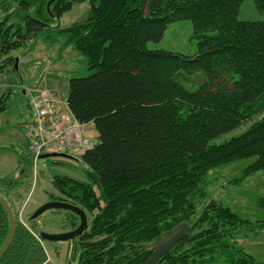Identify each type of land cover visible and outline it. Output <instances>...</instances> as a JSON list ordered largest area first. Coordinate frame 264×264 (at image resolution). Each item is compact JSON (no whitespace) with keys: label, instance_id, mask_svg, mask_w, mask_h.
Instances as JSON below:
<instances>
[{"label":"trees","instance_id":"16d2710c","mask_svg":"<svg viewBox=\"0 0 264 264\" xmlns=\"http://www.w3.org/2000/svg\"><path fill=\"white\" fill-rule=\"evenodd\" d=\"M4 1L0 72L10 63L15 69L12 50L51 26L64 47L86 59L89 73L71 76L66 103L98 134L81 156L90 180L56 175L59 195L50 198L87 212L88 228L69 249L76 264H146L155 255L149 245L195 213L193 195L210 169L253 157L244 176L264 170V20L239 18L244 0H16L26 11L16 23L13 13L2 16L12 7ZM84 1L89 10L82 21L49 23ZM253 1L264 10V0ZM34 6L38 16L30 13ZM185 18L195 33L214 31L199 35L194 53L147 46L162 39L170 22ZM195 71L206 79L188 89L181 78ZM8 93L0 94V113ZM28 156L27 170L0 177V193L17 218L0 264H48L17 215L32 189ZM259 204L264 208V197ZM195 225L156 264H215L225 257V264H264L236 247L234 238L253 224L230 206L210 202ZM8 232L0 203V247Z\"/></svg>","mask_w":264,"mask_h":264},{"label":"rangeland","instance_id":"374dc122","mask_svg":"<svg viewBox=\"0 0 264 264\" xmlns=\"http://www.w3.org/2000/svg\"><path fill=\"white\" fill-rule=\"evenodd\" d=\"M5 1L12 7L3 11L2 16L13 13L10 22H19L26 12L20 8V2ZM88 8V1L77 2L60 19L48 21L57 23L60 27H67L86 18ZM30 13L38 16L35 6ZM239 18L264 20V10H259L253 0H244L240 6ZM46 31L43 35L30 38L21 48L10 52L13 57H19V70H15L13 63H10L3 72H0V94L4 91L10 94L5 110L0 113V177L14 173L18 176L20 168L25 167L27 170L30 166L22 121L30 118L32 112L27 97L23 94L22 83L47 89L58 100L57 106L66 110L64 101L69 92V79L74 75L82 76L89 73L85 57L73 46L64 47L61 37H56L57 30L54 26L48 27ZM213 32L211 30L195 33L191 19H177L168 24L162 39L149 41L147 46L151 49H169L191 54L197 49L199 35L213 34ZM205 79L206 76L201 71H195L181 78L188 89L199 87ZM96 133L97 138L94 137L97 140ZM7 145L17 146L22 151L18 153ZM253 162L254 158L250 157L210 169L193 195L196 204L195 213L189 221L181 223L149 245L150 248L155 249V255L146 264H156L160 255L173 246L180 237L190 230L195 232L197 229L192 228L196 226L195 223L201 213L212 201L230 206L252 222V230L238 234L233 241L237 248L254 256L256 260L264 262V208L259 204L260 198L264 197V170L244 176L246 169ZM31 171L33 173L32 189L17 212L18 219H23L28 227L34 230L38 228L47 232H62L70 228L71 223L68 219L71 218L72 221L77 219L65 209H49L32 222H27V216L50 201L52 194L59 195L53 183L56 175L90 180L87 165L68 158L55 157L38 159L36 164L33 162ZM95 188L99 191L97 186ZM42 246L50 258L48 264H76L72 260L71 253L68 252L67 241H43ZM225 259L226 257L220 262L216 261L215 264H225Z\"/></svg>","mask_w":264,"mask_h":264},{"label":"built area","instance_id":"2783aa9c","mask_svg":"<svg viewBox=\"0 0 264 264\" xmlns=\"http://www.w3.org/2000/svg\"><path fill=\"white\" fill-rule=\"evenodd\" d=\"M31 116L24 125L35 157L46 152H69L82 155L96 144L94 130L80 122L69 109L57 106V100L47 89L27 88Z\"/></svg>","mask_w":264,"mask_h":264},{"label":"water","instance_id":"95a60500","mask_svg":"<svg viewBox=\"0 0 264 264\" xmlns=\"http://www.w3.org/2000/svg\"><path fill=\"white\" fill-rule=\"evenodd\" d=\"M15 69H19V57H16L15 61ZM9 147L15 148L12 145H9ZM55 157H61V158H68L71 160H75L77 162H81L85 164L83 159L81 157H78L76 155L65 153V152H47L43 153L39 156V159H46V158H55ZM0 203L2 204L3 208L5 209L8 219H9V232L7 234V237L3 244L0 247V258L6 253V251L9 249L10 245L12 244L15 233H16V227H17V220L14 213L13 208L11 207L8 200L0 194ZM65 209L74 212L78 215L80 219V223L76 228H73L68 231H62V232H47V231H41L40 235L43 239H46L48 241H70L73 242L77 237H79L81 234H83L86 229L88 228L89 219L87 212L80 206L73 204L68 201L64 200H50L40 207H38L31 215V219H35L42 215L45 211L49 209Z\"/></svg>","mask_w":264,"mask_h":264},{"label":"flooded vegetation","instance_id":"af4514ba","mask_svg":"<svg viewBox=\"0 0 264 264\" xmlns=\"http://www.w3.org/2000/svg\"><path fill=\"white\" fill-rule=\"evenodd\" d=\"M25 120H23L22 121V129H23V134H24V137H25V139H26V142H27V153H32L33 154V162H34V164H36V162L38 161V158L37 157H35V155H34V153H33V149H32V145H31V142L26 138V136H25V133H24V125H25ZM8 147H9V145H7ZM13 146V145H12ZM15 148H12V147H10V148H12V149H14V150H16V151H18V153H20L22 150L20 149V148H18L17 146H14ZM34 179H36V177H34ZM1 194V193H0ZM50 200H54V199H50ZM65 201V200H64ZM34 212V211H33ZM32 212V213H33ZM32 213H30V215H32ZM30 215H28L27 216V222H31V220H35V219H37V218H35V219H31V216ZM16 216V215H15ZM16 220H17V218H16ZM19 221H20V223L24 226V227H26L35 237H36V239H38L39 240V242L42 244V242L44 241H48V240H46V239H43L42 237H41V235H40V232L41 231H44V230H41V229H38V228H36L35 230H34V228H32V229H30L29 227H28V225L23 221V219H19ZM79 223H80V220H79V222H78V224L76 225V226H74V227H70V228H68V229H65V230H63V231H68V230H71V229H73V228H76L78 225H79ZM36 231H37V233H36ZM67 243H68V245H69V249H71V247L73 246V242H70V241H67ZM44 248V247H43ZM44 250H45V248H44ZM68 252H70L69 250H68ZM45 253H46V255H47V262H49V256H48V253H47V251L45 250Z\"/></svg>","mask_w":264,"mask_h":264},{"label":"crops","instance_id":"0c3cea01","mask_svg":"<svg viewBox=\"0 0 264 264\" xmlns=\"http://www.w3.org/2000/svg\"><path fill=\"white\" fill-rule=\"evenodd\" d=\"M27 82V80H25ZM21 83H22V78H21ZM28 83V82H27ZM34 84V83H33ZM22 85H25L24 83H22ZM52 90V88H51ZM54 93H56L54 90H52ZM66 101V100H65ZM89 125H91L94 128V125L92 123H89ZM97 132V131H96ZM97 134V133H96ZM50 259V258H49Z\"/></svg>","mask_w":264,"mask_h":264}]
</instances>
